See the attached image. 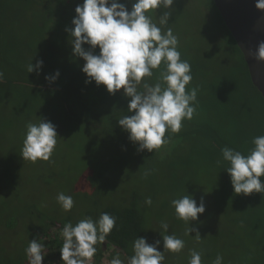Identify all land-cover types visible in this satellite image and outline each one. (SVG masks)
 <instances>
[{"label":"trees","instance_id":"trees-1","mask_svg":"<svg viewBox=\"0 0 264 264\" xmlns=\"http://www.w3.org/2000/svg\"><path fill=\"white\" fill-rule=\"evenodd\" d=\"M81 3L83 0H0V11L10 14L0 22V66L4 63L6 67L13 69L11 77H9L10 72H7L4 74L5 81L0 82V97L2 90L6 88L7 95L12 96L19 107L34 110L30 115L36 116L37 121L40 116H46L48 117L46 120L55 125L58 141L53 154L56 153L57 156L47 161L48 163L51 161L52 168L46 170L41 176V181L48 185L57 179L66 181L65 195L70 194L74 201L76 199L87 204V209L73 206L65 213L57 210L56 213H51L33 203H25L22 206L23 210L39 224L33 225L26 233L24 249L28 247V242L37 239L44 245L45 258L42 264H63L59 250L63 244L61 231L64 224L71 222L75 225L85 217L98 220L105 212L116 217V225L104 243L96 245L97 253L91 261H86V264H109L115 255H119L127 264V258L133 255L134 239L144 237L150 244L158 240L162 221L169 225V234L182 239L187 246L189 242L185 238L193 237L195 232L186 234L188 223L177 219L171 201L185 194L193 196L197 201V178L192 170L201 167L202 163L210 157H215L221 149L229 147L244 155L248 154L253 147L252 139L264 135V119L258 118L251 108L261 111L264 100L251 85L239 49L211 0H207V4H211L214 19L221 22L222 26L218 24L219 32L222 31L225 37L226 47L233 53L237 51L242 57L244 66L242 70L246 69V80L255 102L239 101L237 88L232 80L228 81L231 87L233 85L230 89L231 93L220 100L218 89L224 79L203 80L194 86L198 89V93L196 114L193 119L183 120L182 128L177 133L166 131L165 138L168 142L160 148L153 152L146 150L137 152V146L128 140V134L117 123L123 115H130L127 111L130 98L122 95L123 89L115 94H108L103 86L98 87L94 82L86 84V77L81 72L84 61L72 53L71 37L65 29L71 27V20L75 15L74 9ZM128 7L130 8L131 5L129 4ZM178 7H182L181 2L175 0L172 9L169 10L171 16L167 25L160 26L153 17V22L155 21L161 27L162 32L171 28L174 35L180 34L177 23ZM32 34L37 37L33 42L36 46L33 48L37 50L33 57L28 58L27 64L20 65L14 61L11 63L10 59L20 62L27 59L23 54L17 53V50L21 48L18 40L28 38ZM183 42L178 44V51L181 53V59L191 65V75H194L195 79L206 69L205 63L196 55H191L187 47L182 45ZM26 47L30 48L29 44H26ZM84 47L87 48L86 45ZM98 52L97 48L94 54ZM31 60L33 65L37 60L43 61L39 74L36 71L28 73L27 65ZM163 67L162 63L161 69ZM57 71L59 77L55 82L49 83L45 80L46 76H51ZM153 73L151 79H144L154 83L159 70H153ZM204 88L210 91L206 98H201L200 93L204 91ZM138 90H143L142 84L138 86ZM235 95L237 109L235 112H230L227 108L234 102ZM209 109H212V113L208 115L210 118H205L202 123L210 131V134L205 136L206 132L198 117L200 113ZM224 128H226L225 131ZM187 140H191V145L186 152L181 146L185 145ZM205 141H208L210 145ZM176 148L181 151L174 157L169 151H174ZM182 162L186 165L181 164ZM60 163V168L55 169L54 165L58 166ZM210 166L211 163H208L207 167L210 168ZM224 166L229 165L225 162ZM162 167L176 173H170V178L174 180L169 185L166 184L164 188L160 187V192H155L160 183L157 174ZM146 169L154 171L145 178ZM223 172L224 169L221 168L213 185L208 189V193L218 199L206 210L210 217L206 224H213L211 225L214 232L212 235H215L222 227L219 219L214 215L227 201L222 195L228 187H230V194L235 195L230 186L229 176H221ZM13 176L15 177L9 168L2 170V179L13 183L15 179ZM163 179L167 181L165 177ZM219 180H222L225 187L218 186ZM261 180L264 181V177H261ZM110 193H116V195H110ZM159 193H161L160 197H158ZM146 197H151L153 201L151 206L144 204ZM228 201L232 203L234 212H244L247 218L244 229L248 228V231L245 234V230H242L243 235L238 236L236 240L250 239L251 233L264 230V193L230 196ZM102 203L104 206H101ZM238 221L232 219V222L238 225L237 229ZM6 223L8 229H13L17 224V217L9 216ZM189 227L196 228L194 222H190ZM235 243L241 248L251 247L244 246L245 242L235 241ZM251 243L256 244L253 240ZM215 247L213 245L211 249L214 257ZM197 251L202 254V264H213V261L208 262L207 259V244ZM258 258L264 259V242H262L260 256H256V260ZM1 260L4 262L0 264H19L18 261H8L0 254ZM21 260L24 261L23 264H28L26 257ZM189 260L190 257L187 262ZM174 264L181 263L174 261Z\"/></svg>","mask_w":264,"mask_h":264},{"label":"clouds","instance_id":"clouds-1","mask_svg":"<svg viewBox=\"0 0 264 264\" xmlns=\"http://www.w3.org/2000/svg\"><path fill=\"white\" fill-rule=\"evenodd\" d=\"M175 0H83L74 9L71 27L65 31L71 37L72 53L84 61L81 72L85 83L103 86L108 94L123 89L122 95L130 98L127 111L118 125L128 134V140L137 146V152H153L166 144V131L177 133L183 120H192L196 114L197 88L186 91L192 81L191 65L181 59L178 51V37L171 28L162 32L160 26L167 25ZM131 5L129 8L128 5ZM255 9L264 11V0H256ZM160 11L159 25L153 22L150 12ZM87 46L85 48L84 46ZM98 54H94L95 49ZM255 59L264 61V42L257 46ZM33 60V58H32ZM32 60L27 65L28 73L39 74L43 61ZM164 67L161 69V65ZM153 70H159L154 83H149ZM59 77L57 71L46 76L49 83ZM4 72L0 71V81ZM142 84L143 90H138ZM58 137L54 124L43 118L38 122H28L21 149V158L31 162L49 161ZM253 147L247 155L233 148L221 149L222 161L228 163L226 173L230 178L235 195L249 196L264 193V135L254 137ZM154 170L146 169L144 177ZM2 198V197H0ZM56 201L65 212L74 206L72 196L58 193ZM151 197L144 204L151 206ZM44 206V205H42ZM177 219L188 223L187 235L195 232V239L201 240L196 228L189 227L205 211L203 201L198 204L191 195L173 199ZM116 225V217L105 212L98 220L91 217L80 219L75 225L65 223L61 235L63 244L60 259L63 264H86L97 253L96 245L103 244ZM160 237L163 251L158 250L161 240L148 243L144 237L135 238L132 244L133 255L127 264H162L164 251L180 253L185 244L175 235L166 234L169 225L160 224ZM28 264H42L45 254L44 245L37 239L28 242L25 249ZM109 264H125L119 255L113 256ZM188 264H202L199 251L190 252ZM213 264H223V257L217 255Z\"/></svg>","mask_w":264,"mask_h":264},{"label":"rangeland","instance_id":"rangeland-1","mask_svg":"<svg viewBox=\"0 0 264 264\" xmlns=\"http://www.w3.org/2000/svg\"><path fill=\"white\" fill-rule=\"evenodd\" d=\"M176 1H180L182 5V7H178L179 14L177 16L178 30L180 33L177 35L179 41L178 44H181V42L184 41L182 45L187 47V50L191 55H196L200 61L204 62L206 67L203 73L201 72L202 75L200 73L195 79L193 77L194 75H192V81L186 86V91L195 88L194 86L201 83L203 80L214 81L215 79H224L220 89H218V98L220 100L225 99V97L231 93L232 90L230 89H232L234 85L237 88L239 101L245 102L249 100L255 102L250 93L251 88L249 83L246 80V69L245 71L242 70L244 69L242 57L237 51L236 53H233L226 47L227 42L225 41V37L222 34V31L219 32L220 26L218 24L220 23L221 25V22H217L214 19L212 13L213 10L210 8L211 4H207V0ZM160 14L159 10H157V13H149V15L152 16V19L153 17L156 19L155 21H159L158 15ZM9 15V13L2 12L1 10L0 22ZM34 39L36 40L37 37L32 34L28 38L18 40V44L21 48L17 50V53L23 54L27 59L23 62L15 61V59H10L9 61L11 63L13 61L18 62L20 65L27 64L29 61L28 58L33 57L34 52L37 51L34 49L36 48L33 43ZM26 44H29L30 48H27ZM0 71H3L4 74L10 72L9 77H11L13 69L11 67H6V64L4 65V63H2ZM218 75L221 77H215ZM4 79L5 76L0 82H4ZM230 80L233 81L232 87L228 84V81ZM228 87L230 88L228 89ZM4 89L2 90V95L0 97V197H2L0 198V254L8 261H18L19 264H23L24 261L21 259L26 257L24 251L25 246L23 244L24 240H27L25 235L33 225L36 226L39 222L37 220L34 222L33 217L29 216L28 213L23 210L22 206L25 203H33L41 209H47L51 213H56V210L60 213H65L57 203L56 196L61 192L64 194L67 193V182L60 179H57L50 185L42 182L41 176L48 168H52L51 161L49 163L47 161L31 162L23 160L20 157L26 133V124L28 122L36 123L38 121L36 116L30 115L34 112L32 108L19 107L17 101L13 99L12 96L10 97L7 95L6 88ZM209 91L210 90L204 88V91L200 93L201 98H206ZM254 94L257 97L255 92ZM236 99L237 96L235 95L234 102L227 108L228 111H236ZM251 109L252 112L257 114L258 118L262 120L264 119V104H262V109L259 112L253 107ZM211 113L212 109L200 113L198 117L200 124L204 123L203 120L205 118L209 119L210 117L208 115ZM39 118L46 119L48 117L40 116ZM241 120H243L242 117ZM202 126L206 132L205 136L210 134L209 128H207L205 124H202ZM225 130L226 128H224V131ZM190 141L191 140H187L186 144L181 146L182 148L184 147V151L186 152L191 145ZM179 143L181 145V142ZM205 143L210 145L208 141H205ZM180 151L179 148H176L174 151H169V153L173 154L175 157ZM56 156V153H54L51 158L54 159ZM217 162H219V165H217ZM208 163H211L210 168L207 167ZM181 164L186 165L184 162ZM224 165L225 162L222 161L221 152H217L215 157H210L209 160L202 163L201 167L192 170L197 178V203L199 204L202 200L205 205L204 213L198 217L197 221H194L201 240L195 239L196 233L193 237H186L185 239H188L187 242L189 243H187V246H184L180 253H170L167 250L164 251L165 259L162 264H174V261L181 264H187L190 252L192 250H201L205 244H207L208 262L214 261L217 255H220L223 257V264H263V258H258V260H256V256H260L262 242H264L263 229L251 233L252 236L250 239L246 240L244 238H239L236 240L238 236L243 235L244 230L245 234L248 231V228L244 229L247 218H245L246 215L244 212L236 213L233 211L232 203L228 200L230 196L235 195L230 194V187H228L225 194L222 195V197H225L224 199H227L223 208L214 213L215 217L219 219V224L222 226L221 229H219L215 235H212L214 232H212L211 225L213 224H206V221L210 218L208 213H206V210L218 200L208 193V189L213 185V181L216 175H219L221 168L224 169L221 176L228 177L225 172L227 166ZM60 166L61 163L58 166L55 164L54 168L59 169ZM6 168H9V170L15 175V177L13 176L15 178L13 183L9 182L10 180L1 178L2 170ZM170 173L175 174L176 172L169 168H160V172L157 174L160 183L155 192H158L160 187L164 188L166 184L169 185L172 180H174L173 178H170ZM164 177L168 182L163 181ZM218 186L220 188L225 187L222 180L218 181ZM110 195L115 196L116 193H110ZM160 196L161 193L158 194V197ZM20 200L22 203H20ZM101 206H104V204L102 203ZM74 208L87 209V204L75 199ZM9 216L17 217V224L13 229H8L6 226V221ZM232 219L239 220L238 223L240 228L238 227L237 229L238 225L233 223ZM161 231V228H159V234ZM166 234H169V232ZM158 240H161L158 250L163 251V243L160 235ZM251 240L256 242V244H252ZM235 241L245 242L244 244L246 245L244 246L250 245L251 247L249 249L241 248V246L239 247ZM213 245L216 246L214 253L215 257L211 253ZM250 255H253L254 257ZM0 262L4 261L1 260Z\"/></svg>","mask_w":264,"mask_h":264},{"label":"water","instance_id":"water-1","mask_svg":"<svg viewBox=\"0 0 264 264\" xmlns=\"http://www.w3.org/2000/svg\"><path fill=\"white\" fill-rule=\"evenodd\" d=\"M211 2L243 57L251 85L264 100V61L255 59L258 44L264 42V11L255 9L256 0Z\"/></svg>","mask_w":264,"mask_h":264}]
</instances>
